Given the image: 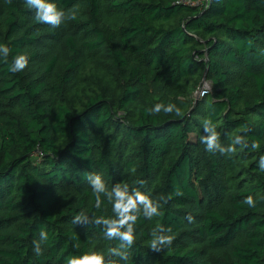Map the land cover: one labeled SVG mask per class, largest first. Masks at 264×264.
<instances>
[{
	"label": "trees",
	"instance_id": "trees-1",
	"mask_svg": "<svg viewBox=\"0 0 264 264\" xmlns=\"http://www.w3.org/2000/svg\"><path fill=\"white\" fill-rule=\"evenodd\" d=\"M51 2L77 18L52 28L25 0H0L9 62L29 57L19 73L0 62V264H65L119 244L71 222L80 211L113 215L104 197L95 208L88 173L169 197L159 216L138 219L119 264H264V0ZM204 83L211 91L197 97ZM158 103L180 114H150ZM206 118L225 146L243 135L259 147L207 152ZM160 224L175 239L154 253Z\"/></svg>",
	"mask_w": 264,
	"mask_h": 264
},
{
	"label": "clouds",
	"instance_id": "clouds-1",
	"mask_svg": "<svg viewBox=\"0 0 264 264\" xmlns=\"http://www.w3.org/2000/svg\"><path fill=\"white\" fill-rule=\"evenodd\" d=\"M11 3V0H6ZM26 6L34 11V19L37 23H44L52 28H59L67 20L77 18L75 10L59 9L51 0H25ZM11 49L6 44H0V62L8 64V70L12 73L24 71L29 63V57L26 54L15 55L11 62L9 56ZM150 114L160 112L180 114L179 108L174 104H155L148 110ZM204 135L200 137V142L205 145V150L209 153H219L229 155L236 152V146L241 149L251 148L256 150L259 145L253 141L249 144L243 135H237L227 146L221 143L220 134L211 119L202 121ZM247 131V126H244ZM258 168L264 171V155L259 157ZM134 172L135 169H132ZM86 179L95 196V208L100 209L103 200L106 198L112 205L111 217L89 215L84 211L78 212L72 219L74 225H94L102 227L104 236L109 240H118L119 244L110 247L107 250V256L103 252L91 251L85 252L79 256H71L66 259L65 264H119V261L127 262L129 259V250L135 243L136 224L138 219L143 216L146 220H152L161 214L160 210L164 204H167L169 197H160L153 200L149 193L142 192L140 187L129 188L127 183H115L111 188L108 187L102 176L98 173L86 174ZM137 185H143L142 180L136 181ZM176 195H182L177 192ZM243 203L252 208L256 206V200L253 196H246ZM186 219L192 222L193 217L187 216ZM151 240L149 250L154 253H160L170 247L175 239L171 227H165L163 224L152 228L150 232ZM48 240V233L41 229L39 240H34V252L37 256L42 255L41 244ZM114 258H119L114 259Z\"/></svg>",
	"mask_w": 264,
	"mask_h": 264
},
{
	"label": "built area",
	"instance_id": "built-area-1",
	"mask_svg": "<svg viewBox=\"0 0 264 264\" xmlns=\"http://www.w3.org/2000/svg\"><path fill=\"white\" fill-rule=\"evenodd\" d=\"M210 0H177L179 4H182L184 6L188 7H198L201 8L206 6L209 3ZM208 90L202 85L200 89L197 92V96H203Z\"/></svg>",
	"mask_w": 264,
	"mask_h": 264
},
{
	"label": "rangeland",
	"instance_id": "rangeland-1",
	"mask_svg": "<svg viewBox=\"0 0 264 264\" xmlns=\"http://www.w3.org/2000/svg\"><path fill=\"white\" fill-rule=\"evenodd\" d=\"M203 86L208 90L209 92L211 91V84L210 83H204ZM198 97V96H197Z\"/></svg>",
	"mask_w": 264,
	"mask_h": 264
},
{
	"label": "water",
	"instance_id": "water-1",
	"mask_svg": "<svg viewBox=\"0 0 264 264\" xmlns=\"http://www.w3.org/2000/svg\"><path fill=\"white\" fill-rule=\"evenodd\" d=\"M204 77H205V74H204V76H203V80H204Z\"/></svg>",
	"mask_w": 264,
	"mask_h": 264
}]
</instances>
